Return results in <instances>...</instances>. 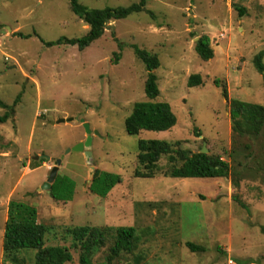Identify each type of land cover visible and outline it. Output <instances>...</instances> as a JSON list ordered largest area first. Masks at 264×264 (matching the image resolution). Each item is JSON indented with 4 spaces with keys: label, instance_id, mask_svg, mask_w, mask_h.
I'll return each instance as SVG.
<instances>
[{
    "label": "rangeland",
    "instance_id": "obj_1",
    "mask_svg": "<svg viewBox=\"0 0 264 264\" xmlns=\"http://www.w3.org/2000/svg\"><path fill=\"white\" fill-rule=\"evenodd\" d=\"M138 1L80 0L93 8ZM88 30L69 0H0V98L11 105L21 94L15 112L0 123V264H13L3 250L12 199L36 206L38 221L49 229L46 245L70 248L73 260L66 264H80V248L68 233L80 225L136 228L135 248L112 264H227L229 257L264 262V136H236L229 104L230 98H239L264 105L263 78L253 63L256 54L264 55V0H148L144 11L109 21L103 36L83 50L41 40L81 37ZM203 34L214 49L208 61L195 50ZM116 38L124 44L117 63ZM133 44L160 59L158 100L169 102L177 115L170 130L131 135L125 129L135 102L146 100L147 70ZM197 73L203 83L190 87L188 79ZM215 78L227 86L228 99ZM5 111L0 107V115ZM61 118L65 121L57 123ZM85 123L91 129L92 163L84 151L73 149L87 138ZM141 138L180 141L193 152L205 147L229 161L232 173L167 176L171 163L166 155L155 177H136ZM42 155L49 159L41 162ZM58 159L57 175L69 176L76 185L67 202L43 188ZM35 161L40 166L32 168ZM96 169L122 177L106 197L90 191ZM186 241L206 250L191 251ZM112 244L113 237L93 262L104 261ZM21 256L25 264H34V252Z\"/></svg>",
    "mask_w": 264,
    "mask_h": 264
},
{
    "label": "trees",
    "instance_id": "obj_2",
    "mask_svg": "<svg viewBox=\"0 0 264 264\" xmlns=\"http://www.w3.org/2000/svg\"><path fill=\"white\" fill-rule=\"evenodd\" d=\"M148 0H139L128 6L103 8L89 7L80 0H69L72 12L85 21L89 30L81 37L61 36L56 40L46 41L41 39L45 45H77L80 50L88 47L92 42L99 39L105 33L107 24L111 20L123 19L134 13L145 10ZM240 15H244L246 10L236 6ZM19 35L24 36L22 33ZM30 36V35H28ZM117 40V38H116ZM118 41V40H117ZM120 51L114 53L113 61L117 63L121 58V50L124 44L118 41ZM136 56L145 64L147 78L145 80L144 91L146 100L135 102L132 112L125 118V129L131 135H138L143 130L167 131L177 123V115L173 111L171 104L167 101L158 100L160 87L155 70L160 66V59L156 53L139 47L137 44L131 45ZM195 50L205 61L214 57V49L211 45V38L207 34L198 37ZM264 55L259 52L253 59L256 70L262 75L264 82ZM220 78L214 79L217 87L222 86V94L228 99V88L221 84ZM203 83L200 74H192L188 79V85L198 86ZM19 93L13 104H8L0 98V107L6 109L0 115V123L6 122L15 106L19 102ZM230 116L232 129L236 136L247 137L255 140L264 136V105L245 101L239 98H230ZM1 138V136H0ZM180 141L175 143L165 139H145L138 141V162L139 168L135 170L136 177L152 178L160 170L159 161L163 156L168 157L171 168L167 176L178 178L196 177H228L232 173V165L229 161L220 156L202 152H193L182 148ZM252 148L253 143L247 144ZM235 148L231 152V157H235ZM46 159L42 158L41 162ZM32 168L40 166L38 162H33ZM258 169H263V163L258 160ZM122 181L118 173L96 169L92 174L89 185L90 191L106 197L115 185ZM237 186L238 181H234ZM75 181L67 175H57L51 186V196L56 200L70 201L75 194ZM243 207L247 205L239 198L235 197ZM46 224L38 221V210L36 206L28 202L12 199L8 204V217L5 224L3 236L4 256L13 264H25L26 258L21 256L23 252H34V264H66L73 260V254L69 247L65 245H46V235L48 233ZM264 232V226L262 227ZM72 236L73 245L80 248V264H112L122 252L130 253L135 248L138 240L137 230L134 226H92L80 225L68 229ZM113 244L109 247V253L102 262H93L96 252L107 245L112 239ZM186 246L191 251H205L204 245L186 241Z\"/></svg>",
    "mask_w": 264,
    "mask_h": 264
},
{
    "label": "water",
    "instance_id": "obj_3",
    "mask_svg": "<svg viewBox=\"0 0 264 264\" xmlns=\"http://www.w3.org/2000/svg\"><path fill=\"white\" fill-rule=\"evenodd\" d=\"M64 121H65V119L61 118V119H59L57 121V123L64 122ZM53 123H55V122H53ZM84 126L86 128L87 138L84 141H81L77 145H75L73 149L74 150H79V151H84V153L86 155L87 162L88 163H92L93 157H92V151H91V147H92L91 129H90L88 123H85ZM201 151L207 153V149L205 147H203L201 149ZM35 158L38 159L39 156H36ZM41 158L49 159V156L42 155ZM60 163H61V159H58L57 161H55V165L53 166V168L51 170V173H50V176L48 178V181L43 186V188L47 189V191L49 193L51 192L52 183L55 181V179L57 177V173H58V170H59V164Z\"/></svg>",
    "mask_w": 264,
    "mask_h": 264
},
{
    "label": "built area",
    "instance_id": "obj_4",
    "mask_svg": "<svg viewBox=\"0 0 264 264\" xmlns=\"http://www.w3.org/2000/svg\"><path fill=\"white\" fill-rule=\"evenodd\" d=\"M227 264H264V262H258V261H254V262H241L239 260H236L232 257H229L227 259Z\"/></svg>",
    "mask_w": 264,
    "mask_h": 264
}]
</instances>
